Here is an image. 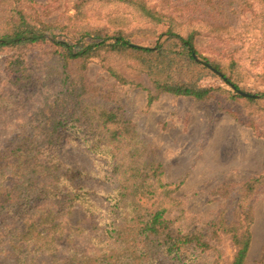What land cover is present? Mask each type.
Returning a JSON list of instances; mask_svg holds the SVG:
<instances>
[{
    "label": "trees",
    "instance_id": "obj_1",
    "mask_svg": "<svg viewBox=\"0 0 264 264\" xmlns=\"http://www.w3.org/2000/svg\"><path fill=\"white\" fill-rule=\"evenodd\" d=\"M86 1L75 2V13ZM97 1L121 2L151 24L166 22L167 29L150 45L135 42L136 33L123 26L113 31L80 30L72 41L59 39L58 26L39 19L32 0H0V49L18 52L5 68L11 84L29 83L24 48L48 42L58 55L45 73L46 79L58 80L55 90L42 89L41 83L31 86L40 98L35 110L0 148V254L12 257V264H207L203 255L217 253L221 232L230 234L236 251L230 262L214 260L212 264H246L251 212L239 206L233 222L221 218L201 230L185 222L180 216L183 208L173 197L181 182L166 181L160 162L142 161L131 122L115 109L94 106L84 96V85L66 70L73 60L101 56L117 82L147 92V104L165 92L206 100L221 90L199 85L201 78L192 74L194 65L218 77L231 97L254 101L264 98V91L240 88L238 57L233 53L225 63L223 57L210 58L198 50L196 37L209 35L214 27L202 28L200 19L193 21L196 1L177 0L170 12L159 11L146 0ZM182 1V6L177 5ZM232 3L236 8L260 6L255 23L264 20V0ZM183 23L190 29L186 33L178 29ZM259 31L264 34V25ZM123 68L134 69L144 79L127 76ZM62 132H70L96 157L97 171L104 168L101 178L112 183L104 193L106 209L87 198L83 187L79 190L71 184L72 172L53 151ZM261 182L264 175L241 187L249 196ZM93 209L98 212L91 221ZM76 214L79 217H73ZM15 217L20 224L7 223Z\"/></svg>",
    "mask_w": 264,
    "mask_h": 264
},
{
    "label": "rangeland",
    "instance_id": "obj_2",
    "mask_svg": "<svg viewBox=\"0 0 264 264\" xmlns=\"http://www.w3.org/2000/svg\"><path fill=\"white\" fill-rule=\"evenodd\" d=\"M32 1L39 19L58 26L59 39L72 41L80 30L113 31L123 26L126 31L136 33L135 42L150 45L167 29L166 22L151 24L121 2L88 0L79 8V13H75L73 6L77 0ZM194 1L197 9L192 11L196 14L193 21L200 19L202 28L214 27L207 32L209 35L196 37L198 50L210 58L223 57L225 63L230 62L228 56L233 53L238 57L240 88L250 93L264 91V34L259 31L264 20L261 18L262 23H255V15L261 12V7L236 8L232 0ZM146 2L159 11L170 12L177 0ZM189 16H184L183 22ZM178 29L182 33L190 30L184 23ZM54 50L48 42L22 50L29 83L19 87L11 84L5 73L9 59L18 52L0 49V148L35 110L40 98L31 86L41 83L40 88L55 90L58 80L45 77L52 59L58 57ZM66 72L75 82L84 85V96L94 106L115 109L131 122L140 141L142 161L160 162L166 181L181 182L173 197L183 208L180 216L185 222L195 223V228L200 230L207 229L208 224L221 218L233 222L239 216V206L249 210L251 239L245 263L264 264V183L257 184L249 196L241 187L244 182L264 175V98L251 101L231 97L228 86L197 65L193 66L192 74L201 78L199 85L221 90H216L206 100L165 92L150 104H147L145 90L117 82L101 56H92L86 61L73 60ZM122 72L131 78L144 79L132 68H123ZM53 151L64 168L72 172L71 184L79 190L83 187L87 198L106 209L108 202L104 193L111 189L112 183L101 178L99 172L104 168L97 171L96 157L70 132H62ZM94 210L90 212L93 213L91 221L98 212ZM6 221L20 224L16 217ZM218 237L217 253L207 251L203 255L207 264L214 260L228 263L235 254L230 234L219 232ZM12 262V257L0 254V264Z\"/></svg>",
    "mask_w": 264,
    "mask_h": 264
}]
</instances>
